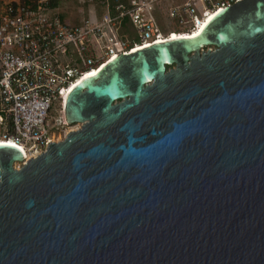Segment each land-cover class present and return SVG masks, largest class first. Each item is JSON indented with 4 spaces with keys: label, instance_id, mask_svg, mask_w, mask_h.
<instances>
[{
    "label": "water",
    "instance_id": "95a60500",
    "mask_svg": "<svg viewBox=\"0 0 264 264\" xmlns=\"http://www.w3.org/2000/svg\"><path fill=\"white\" fill-rule=\"evenodd\" d=\"M29 158L0 145V264H264V0L117 54Z\"/></svg>",
    "mask_w": 264,
    "mask_h": 264
},
{
    "label": "built area",
    "instance_id": "2783aa9c",
    "mask_svg": "<svg viewBox=\"0 0 264 264\" xmlns=\"http://www.w3.org/2000/svg\"><path fill=\"white\" fill-rule=\"evenodd\" d=\"M236 1L101 0L99 18L71 23L53 0H0V141L23 149L14 167L80 128L83 122L67 123L64 111L79 79L117 54L193 34Z\"/></svg>",
    "mask_w": 264,
    "mask_h": 264
},
{
    "label": "rangeland",
    "instance_id": "374dc122",
    "mask_svg": "<svg viewBox=\"0 0 264 264\" xmlns=\"http://www.w3.org/2000/svg\"><path fill=\"white\" fill-rule=\"evenodd\" d=\"M101 0H53L55 11L69 20L71 23H78L90 16L99 18L103 9L97 4ZM171 27H175L172 25ZM79 122V121H78ZM63 140V137L61 138Z\"/></svg>",
    "mask_w": 264,
    "mask_h": 264
},
{
    "label": "bare ground",
    "instance_id": "6f19581e",
    "mask_svg": "<svg viewBox=\"0 0 264 264\" xmlns=\"http://www.w3.org/2000/svg\"><path fill=\"white\" fill-rule=\"evenodd\" d=\"M214 14H215V13H212L209 17H212ZM209 17L204 21L203 24H201L197 29L194 30L193 34H190V33H188V34H186V33H180V36H178L177 33H173V34L171 35V37H170V38H171L170 40H173V39H176V38H191V37L195 36L197 33H199V31L201 30V28L205 25V22L209 20ZM166 41H169V40H166ZM161 42H162V41H161ZM138 49H139V48H137L136 50H138ZM95 72H96V71H92V72H90V73H89L88 75H86V76L92 75V74H94ZM86 76H84L83 78H85ZM83 78L79 79V80L77 81V83H75V84L73 85V87H74L76 84H78ZM73 130H75V129H73ZM4 143L9 144V145H12V146L18 148L19 150H23L21 147H19L18 145H16V144H15L14 142H12L11 140H8L7 142H2V141H0V144H4Z\"/></svg>",
    "mask_w": 264,
    "mask_h": 264
},
{
    "label": "trees",
    "instance_id": "16d2710c",
    "mask_svg": "<svg viewBox=\"0 0 264 264\" xmlns=\"http://www.w3.org/2000/svg\"><path fill=\"white\" fill-rule=\"evenodd\" d=\"M125 30L131 29V27L129 26V24H127L126 26H124Z\"/></svg>",
    "mask_w": 264,
    "mask_h": 264
},
{
    "label": "snow or ice",
    "instance_id": "6c2138e0",
    "mask_svg": "<svg viewBox=\"0 0 264 264\" xmlns=\"http://www.w3.org/2000/svg\"><path fill=\"white\" fill-rule=\"evenodd\" d=\"M209 19H211V17H209ZM205 23H207V21Z\"/></svg>",
    "mask_w": 264,
    "mask_h": 264
},
{
    "label": "crops",
    "instance_id": "0c3cea01",
    "mask_svg": "<svg viewBox=\"0 0 264 264\" xmlns=\"http://www.w3.org/2000/svg\"><path fill=\"white\" fill-rule=\"evenodd\" d=\"M53 7H54V5H53ZM55 8V7H54Z\"/></svg>",
    "mask_w": 264,
    "mask_h": 264
}]
</instances>
